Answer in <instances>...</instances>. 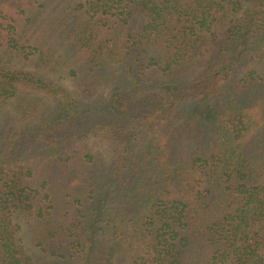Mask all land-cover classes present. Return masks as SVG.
Segmentation results:
<instances>
[{"label":"trees","instance_id":"obj_1","mask_svg":"<svg viewBox=\"0 0 264 264\" xmlns=\"http://www.w3.org/2000/svg\"><path fill=\"white\" fill-rule=\"evenodd\" d=\"M43 256L264 264V0H0V264Z\"/></svg>","mask_w":264,"mask_h":264},{"label":"rangeland","instance_id":"obj_2","mask_svg":"<svg viewBox=\"0 0 264 264\" xmlns=\"http://www.w3.org/2000/svg\"><path fill=\"white\" fill-rule=\"evenodd\" d=\"M199 69H200L199 66L195 67V71H198ZM68 84H69V82H68ZM92 142L96 143V140L94 138L90 139V142L85 143L86 147L91 146L90 144ZM97 145H98V143H97ZM94 149H98L97 146H95ZM20 247H22V250L25 253H28L30 255L36 254L39 250L37 247H35L32 244V242L29 240V238L25 234H22V236L20 238ZM43 259H46L48 261V264H70V263H67V262L60 260V259L50 258L49 256L48 257L43 256Z\"/></svg>","mask_w":264,"mask_h":264}]
</instances>
